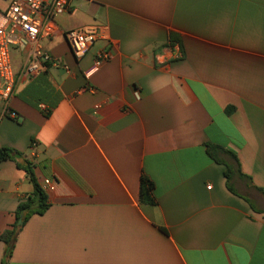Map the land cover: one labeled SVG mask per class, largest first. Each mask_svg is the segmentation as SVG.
Wrapping results in <instances>:
<instances>
[{
	"label": "crops",
	"instance_id": "0c3cea01",
	"mask_svg": "<svg viewBox=\"0 0 264 264\" xmlns=\"http://www.w3.org/2000/svg\"><path fill=\"white\" fill-rule=\"evenodd\" d=\"M70 7L42 42L58 65L28 77L21 64L0 99V150L56 184L6 264H264V0ZM85 26L98 37L77 60L63 32ZM208 144L227 152L238 194ZM143 177L154 205L140 200ZM33 192L15 160L0 161V264L1 235Z\"/></svg>",
	"mask_w": 264,
	"mask_h": 264
},
{
	"label": "built area",
	"instance_id": "2783aa9c",
	"mask_svg": "<svg viewBox=\"0 0 264 264\" xmlns=\"http://www.w3.org/2000/svg\"><path fill=\"white\" fill-rule=\"evenodd\" d=\"M70 10V0H0V99L5 105H8L16 83L11 48H17L22 54L21 72L28 77L40 74L50 65L57 66V61L44 49L42 42L55 37L58 17ZM63 35L77 60L87 55L98 37L95 26L67 30ZM109 59L110 53L103 51L98 54L95 66L99 68ZM40 107L45 110L44 105ZM5 116L17 118L7 106ZM41 187L46 193L56 190L55 182L49 178L42 180Z\"/></svg>",
	"mask_w": 264,
	"mask_h": 264
},
{
	"label": "trees",
	"instance_id": "16d2710c",
	"mask_svg": "<svg viewBox=\"0 0 264 264\" xmlns=\"http://www.w3.org/2000/svg\"><path fill=\"white\" fill-rule=\"evenodd\" d=\"M207 153L210 156V158L213 159L215 162L219 164H223L226 167L225 176L227 179L228 189L232 193L238 194L231 183L233 176L236 174V170L233 167H231V165H229L227 162H225L224 160L220 158V155L222 153H227V152L222 147H219L213 144H208ZM232 156H234V158L236 159L235 155H232ZM16 158L20 159L24 157L22 154L17 153L10 149L0 150V161L15 160L17 167L21 170H24L27 173L31 183L33 184L34 192L25 201L20 203L18 210H17V214H16L17 219L12 229L5 231L1 235V239L5 243V253H4L3 264H6L9 258L12 256L15 245H16L17 237L20 231L22 230L23 226L28 222V220L33 215H36V214L42 215L49 208L48 196L46 192L42 189L41 185L39 184L35 176V173L33 170V164L28 159H23L22 161H19ZM238 172L241 177L246 178L249 181V183L252 184L251 179L249 177L244 176L243 174L240 173V171ZM153 189H154V183L148 178L143 177L142 183H141V189H140V200L142 203L152 204V205L156 204V200L153 197ZM257 190L260 192V194L264 198V190L263 189H257ZM252 208L257 210L253 205H252ZM19 220H22L21 225L18 224Z\"/></svg>",
	"mask_w": 264,
	"mask_h": 264
},
{
	"label": "rangeland",
	"instance_id": "374dc122",
	"mask_svg": "<svg viewBox=\"0 0 264 264\" xmlns=\"http://www.w3.org/2000/svg\"><path fill=\"white\" fill-rule=\"evenodd\" d=\"M10 56H11L12 68L13 70L16 71L23 63L24 58L20 53V51L15 47L11 48Z\"/></svg>",
	"mask_w": 264,
	"mask_h": 264
},
{
	"label": "water",
	"instance_id": "95a60500",
	"mask_svg": "<svg viewBox=\"0 0 264 264\" xmlns=\"http://www.w3.org/2000/svg\"><path fill=\"white\" fill-rule=\"evenodd\" d=\"M18 224L21 225L22 224V220H19Z\"/></svg>",
	"mask_w": 264,
	"mask_h": 264
}]
</instances>
